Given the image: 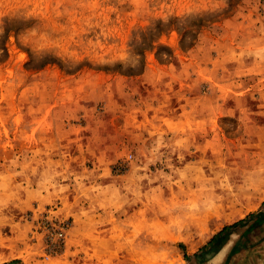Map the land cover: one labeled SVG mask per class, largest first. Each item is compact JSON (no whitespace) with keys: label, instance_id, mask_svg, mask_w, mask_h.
Wrapping results in <instances>:
<instances>
[{"label":"rangeland","instance_id":"obj_1","mask_svg":"<svg viewBox=\"0 0 264 264\" xmlns=\"http://www.w3.org/2000/svg\"><path fill=\"white\" fill-rule=\"evenodd\" d=\"M0 264H264V0H0Z\"/></svg>","mask_w":264,"mask_h":264},{"label":"built area","instance_id":"obj_2","mask_svg":"<svg viewBox=\"0 0 264 264\" xmlns=\"http://www.w3.org/2000/svg\"><path fill=\"white\" fill-rule=\"evenodd\" d=\"M63 235V232H59V236H62Z\"/></svg>","mask_w":264,"mask_h":264},{"label":"trees","instance_id":"obj_3","mask_svg":"<svg viewBox=\"0 0 264 264\" xmlns=\"http://www.w3.org/2000/svg\"><path fill=\"white\" fill-rule=\"evenodd\" d=\"M220 244H221V242L219 241V243H218V244H216V247H218Z\"/></svg>","mask_w":264,"mask_h":264}]
</instances>
